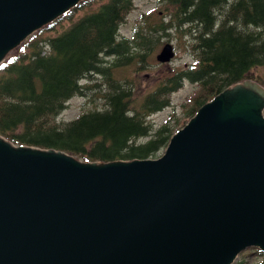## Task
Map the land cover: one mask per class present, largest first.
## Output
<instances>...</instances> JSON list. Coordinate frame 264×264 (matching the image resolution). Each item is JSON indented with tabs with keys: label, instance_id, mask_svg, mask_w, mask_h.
Wrapping results in <instances>:
<instances>
[{
	"label": "water",
	"instance_id": "obj_1",
	"mask_svg": "<svg viewBox=\"0 0 264 264\" xmlns=\"http://www.w3.org/2000/svg\"><path fill=\"white\" fill-rule=\"evenodd\" d=\"M82 0H0V62ZM174 46L155 58L168 63ZM264 87L215 95L157 158L85 162L0 136V264H232L264 252Z\"/></svg>",
	"mask_w": 264,
	"mask_h": 264
},
{
	"label": "trees",
	"instance_id": "obj_2",
	"mask_svg": "<svg viewBox=\"0 0 264 264\" xmlns=\"http://www.w3.org/2000/svg\"><path fill=\"white\" fill-rule=\"evenodd\" d=\"M159 1L167 17L152 30L187 37L190 64L173 69L134 100L129 79L115 75L145 54L137 49L145 34L135 31L127 38L119 33L133 0H82L0 63V136L85 162L156 158L178 121L172 124L168 118L154 127L149 116L169 106L171 93L184 81L200 90L186 110L189 117L238 82L252 80L264 87V0ZM93 76L104 85L90 100L92 108L59 120L71 97L86 96L97 85L91 84Z\"/></svg>",
	"mask_w": 264,
	"mask_h": 264
},
{
	"label": "rangeland",
	"instance_id": "obj_3",
	"mask_svg": "<svg viewBox=\"0 0 264 264\" xmlns=\"http://www.w3.org/2000/svg\"><path fill=\"white\" fill-rule=\"evenodd\" d=\"M133 2L134 9L129 13L127 20L120 26L119 33L121 36L127 38H132L135 31H140L141 34H145L147 37L143 42L144 44L137 47L139 51L145 54L142 60H137L131 65L118 68L115 71V75L117 78L129 79L134 100L139 101L142 96L154 89L165 76L169 75L173 69L190 64L192 62V55L187 47V37L179 38L174 31L161 35L160 32H154L152 30L161 19H166L167 17L163 11L164 1L133 0ZM79 12L82 13L83 11ZM133 40L135 41L136 38ZM166 42L172 43L175 49V55L170 62L160 64L157 62L155 56L161 46ZM92 78L94 79L91 80V84L97 83V85L87 90L86 96L76 95L71 97L67 101L66 107L59 114V120L68 121L74 119L81 112L92 108L90 100L94 97V93L99 87L104 85L101 77L93 76ZM199 91L195 85L184 81L182 87L171 93L170 105L150 115L149 121L154 127H157L168 118L171 119L170 122L172 124H175L177 120L178 124L174 126L176 132L191 118L186 114V110L192 103V96L194 97ZM163 152L164 149L157 154V157L162 155ZM232 264H264V252L256 246L248 247L236 256Z\"/></svg>",
	"mask_w": 264,
	"mask_h": 264
}]
</instances>
